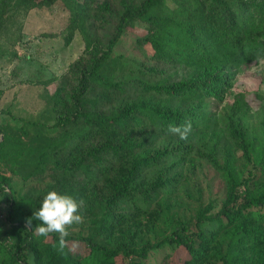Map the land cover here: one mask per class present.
Here are the masks:
<instances>
[{
  "label": "trees",
  "instance_id": "1",
  "mask_svg": "<svg viewBox=\"0 0 264 264\" xmlns=\"http://www.w3.org/2000/svg\"><path fill=\"white\" fill-rule=\"evenodd\" d=\"M115 1L117 8L111 9ZM57 2L69 12L65 44L78 33L90 55L95 50L91 30L107 24L108 17L116 22L115 36L104 51L74 63L48 98L53 136L30 134L24 126L0 127V169L8 174H0L5 207L0 264H117L122 258L141 264L150 251L171 246L185 253L182 264H264V122L258 131L250 129L239 108L231 110L226 127L245 175L238 173L235 160L219 164L212 151L207 157L226 186L219 210L212 215L209 208L199 210L195 219L173 227L166 218L154 219L163 229L150 240L139 222L149 216L141 197L175 179L166 177L176 164L166 167L168 173L166 162L192 150L182 145L154 149V133L168 136L170 124L188 121L191 130L208 135L209 103H226L235 73L264 59V0H170L171 6L166 0H0V35L20 14ZM137 26L144 29L152 59L189 72L186 80L151 84L144 78L152 68L112 57L119 37ZM134 70V78L125 79ZM68 81L72 85L66 90ZM137 89L165 101L142 98ZM186 104L190 108L182 111ZM47 171L51 181L37 198L15 189L14 178L25 187ZM53 189L82 201L83 224L64 237L63 246L58 234L39 237L27 224Z\"/></svg>",
  "mask_w": 264,
  "mask_h": 264
},
{
  "label": "rangeland",
  "instance_id": "2",
  "mask_svg": "<svg viewBox=\"0 0 264 264\" xmlns=\"http://www.w3.org/2000/svg\"><path fill=\"white\" fill-rule=\"evenodd\" d=\"M166 3L171 6L170 0H166ZM116 6L117 2H112L111 9ZM68 20V10L57 2L48 9H35L26 15L20 14L3 30L0 35V127L24 126L31 130L30 134L54 135L51 129L54 120L51 107L47 104L48 98L69 74L72 65L82 58L87 61V55L91 52L78 33L65 44ZM107 21V24H97L91 30V40L95 47L89 55L91 58L97 49H102L115 36L116 22L110 17ZM144 36V29L139 26L128 29L115 43L112 57L125 59L133 66L152 68V75L144 78L145 82L151 84L175 85L186 80L189 72L152 59L153 52L149 45L143 43ZM86 51L90 52L86 54ZM135 74L134 70L124 77L132 80ZM71 85L69 82L65 89L68 90ZM137 95L151 98L156 103L165 101L163 96L141 93L138 89ZM225 97L227 102L222 105L214 101L208 105L212 123L207 136L190 130L187 135L189 141L183 142L175 134L163 136L154 133V149L160 151L165 147L171 149L172 146L182 145L191 146L192 150L188 156L178 153L166 162L163 168L168 173L170 171L166 167L176 164L166 177L175 178L170 184H165L160 192L141 197L144 200L142 207L149 213V216L139 220L144 239L150 240L154 233L163 229L162 224L152 223L154 219L162 222L166 218L173 227L176 223L195 219L199 210L209 208L210 215L219 210L226 196V186L219 173L207 161L211 151L215 153L219 164H224L226 159L232 162L235 160L238 173L245 175L247 168L228 135L227 117L233 108H239L249 128L257 131L260 129L264 122V59L236 72ZM190 106L186 104L180 108L184 111ZM0 174L8 176L5 169H0ZM50 174L47 171L43 177L28 182L25 186L27 188L23 187L19 179L14 178L15 189L21 196L27 194L28 198H37L41 186L51 181ZM4 209V201L0 198V215ZM4 223V219H0V229ZM82 224L81 221L66 226L67 234L78 232ZM185 259L183 251L171 246L150 251L141 264H182ZM117 264L129 263L122 258L117 260Z\"/></svg>",
  "mask_w": 264,
  "mask_h": 264
},
{
  "label": "clouds",
  "instance_id": "3",
  "mask_svg": "<svg viewBox=\"0 0 264 264\" xmlns=\"http://www.w3.org/2000/svg\"><path fill=\"white\" fill-rule=\"evenodd\" d=\"M191 130V123L186 121L183 125H169L167 131L178 136L180 140L187 138ZM82 201H78L73 196L61 193L56 190L47 191L36 211L32 213L27 224L33 234L39 237H47L50 233L58 234L61 246L63 239L67 235L66 226L79 224L82 221L80 207ZM39 221L32 227V221Z\"/></svg>",
  "mask_w": 264,
  "mask_h": 264
},
{
  "label": "built area",
  "instance_id": "4",
  "mask_svg": "<svg viewBox=\"0 0 264 264\" xmlns=\"http://www.w3.org/2000/svg\"><path fill=\"white\" fill-rule=\"evenodd\" d=\"M0 219H4V216L2 214L0 215Z\"/></svg>",
  "mask_w": 264,
  "mask_h": 264
}]
</instances>
